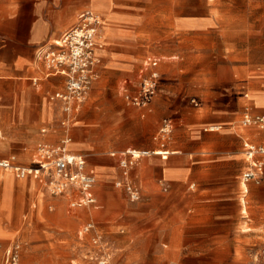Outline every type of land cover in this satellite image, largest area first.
<instances>
[{"label":"crops","instance_id":"1","mask_svg":"<svg viewBox=\"0 0 264 264\" xmlns=\"http://www.w3.org/2000/svg\"><path fill=\"white\" fill-rule=\"evenodd\" d=\"M139 1L0 0V155L9 156L6 159L16 165L34 166L38 156V146L43 143L56 144L65 135V129L59 123L62 116L59 104L49 99L50 94L64 89L65 79L61 76H48V70L39 58L38 52L49 49L54 43L59 42L65 33L78 26L83 13L93 12L104 22V47L97 50L100 60L110 63L119 61L123 71L134 68V63L131 62L135 59L134 56L115 53L114 57L106 54L104 48H111L121 41H126L127 38H133L135 41L143 38L141 31L138 30L143 13ZM178 5V1L173 0L166 17L170 35L193 33L195 30L209 32L214 26H218L222 28L221 34L224 37L231 33L232 28L235 35H237V28H241L248 30L255 37L258 35L264 37V0H249L244 10L247 14L243 19L241 17V24L237 21V25L233 26L229 22L218 23L219 21L211 14L209 0H206V16L199 18L178 17ZM106 23L107 31H105ZM127 27L133 30L129 31ZM102 62L97 68L101 79L106 66V62ZM160 62L158 58H148L145 62V70L161 74L159 72ZM233 72L237 78L236 64L233 65ZM226 93L229 95L227 101L213 106V109L208 106L209 111L216 114L214 121L210 122L209 116H203L207 123L193 121L186 125L185 132L189 136V143L180 144L172 151L166 150L169 156L164 157L165 159L156 154V151L160 149H154L157 147L155 142L158 141V135L153 138L154 142H148L147 148L151 149L128 148L121 152H111L109 155L108 151L100 152L92 141V131L76 125L78 122L86 123L88 120L83 113L92 97L90 96L77 114V120L71 128L73 141L69 149L74 154L84 156H86L85 150L90 152L98 177L91 191L92 195L95 198L98 195L100 201L103 197L101 195H105L110 199L111 205L102 216L103 219L100 220L92 215L91 210L103 211L106 208L103 201L100 207L96 205L98 201L96 198L95 205L72 208L71 203L78 200L79 195L73 193L61 196L67 203L71 217L76 218V222L77 219L82 220L81 229L86 223L94 222L96 230L111 242L113 247H116L127 263L136 261L138 255L132 246V233L130 235L119 233L121 224L118 220L123 212L122 207L130 208V206L125 204L123 193L112 188L110 182L117 175L116 169L112 168L117 167L113 164L115 158H118L119 162L121 154L127 150L150 151L153 154L142 157L135 165L140 167L138 170L139 184L145 193L153 196L159 191V181L167 182L170 207V218L157 217L153 222L154 232L159 241L155 248L154 264H176L178 261L180 264H237V250H244L245 246L238 245L239 248H237V227L228 231L224 228L229 219H237L235 167H237V162H243L246 164V171L250 167V162L246 157L244 161L241 153L237 154V131L231 125L235 121V116L232 115V104L237 105V98L231 91ZM249 93L258 96L264 93V87L254 82L250 86ZM222 94L225 95V92ZM254 99L247 98V101L256 108L264 109V104H257ZM153 108L149 112H152ZM139 109L143 110L142 115L145 116L148 109ZM201 125L209 127L220 125V128L214 126L212 129L200 130ZM225 135H233L234 142L229 144L221 142L220 139ZM240 136L244 144L264 142V131L257 127L242 131ZM85 145H89L91 149L89 150ZM13 149L17 150L15 154L12 152ZM86 159L87 167H89L87 156ZM230 166L234 167L232 176L226 175ZM166 170L171 171L168 178ZM223 171L225 174H221ZM33 178L44 183L42 179L35 176ZM231 179H233L232 182ZM253 184L257 185V192L262 194V197H259L255 203L254 218L248 214L249 202L246 201ZM246 186L243 193L245 211L242 210L241 213L245 214V218H249L247 224L251 225V228L244 232L250 233L254 237L253 240L257 241L264 237L262 234L264 232V170L259 182L252 181ZM152 199L148 202L151 208L156 205L155 196ZM151 214L155 213L151 212ZM167 218L169 219L168 224L164 223ZM63 225L65 228L74 227L69 220H65ZM2 229L5 232L3 237H5L9 231L5 227ZM192 235L194 237H191ZM78 236L80 243H84L89 238L83 235L81 230ZM166 236L168 243L164 245L162 243ZM262 247L264 245L251 248L249 255L253 250ZM166 249L171 250L174 257H167L164 254Z\"/></svg>","mask_w":264,"mask_h":264},{"label":"rangeland","instance_id":"2","mask_svg":"<svg viewBox=\"0 0 264 264\" xmlns=\"http://www.w3.org/2000/svg\"><path fill=\"white\" fill-rule=\"evenodd\" d=\"M172 1H139L143 13L138 30L141 31L143 38L138 41L127 38L126 41H121L111 48H104L106 54L111 56L115 53L134 56L135 59L131 60L134 68L123 71L119 61L110 63L103 60L104 63L106 62L104 75L94 84L90 93L92 97L83 113L88 120L86 123L78 122L76 125L92 131L93 143L100 149V152L108 151L109 155L111 152H121L128 148L151 149L147 148L148 142H154L153 138L158 135L163 121L169 119L174 123L173 132L164 148H161L160 143L156 141L157 147L154 149L172 151L180 144L189 143V136L185 132L186 125L193 121L207 123L203 116H209L210 122L214 121L216 114L209 111L208 106L213 109V106L227 101L229 95L226 92L231 91L237 98V105L232 104V115L235 116V121L231 125L237 131V154L241 153L245 161L244 140L240 135L242 131L254 129V127L243 126L244 114L246 112L253 115L264 114V109L256 108L247 101V98L256 97L254 100L257 104H264V93L258 96L249 93L250 86L254 82L264 87V37L260 35L255 37L248 30L241 28H237V35L232 28L231 33L224 37L221 34L222 28L218 26H214L209 32L195 30L193 33L170 35L166 17ZM177 1L179 3L178 17L206 16V0ZM209 1L211 14L219 21V24L229 22L233 26L237 25V21L241 24V17L243 19L247 14L244 10L249 0ZM105 29L107 31V23ZM127 29L133 30L131 27ZM175 56L178 58H174ZM148 58L161 60L159 65L161 80L158 96L154 98L150 106L154 108L152 112H149L151 108L147 107L148 111L143 116V110L129 103L125 96L127 93L137 95L142 80L150 74L145 70V62ZM234 64L237 65V78L233 72ZM98 81L100 82L94 89ZM236 82L237 89L235 90ZM222 92H225V95ZM214 126L220 128V125H211V127L201 125L200 130L212 129ZM220 141L229 144L234 142V138L233 135H225ZM85 147L91 149L89 145ZM16 151L13 149L12 152L15 154ZM84 154L88 157V170H94L90 152L85 150ZM8 157L0 155V159ZM113 164L117 166L112 167L116 169L117 175L111 180L110 185L123 193L125 204L130 206V208L127 207L128 209L126 206L122 207L123 212L118 220L121 224L119 233L122 235L132 233V246L137 251L138 257L136 261L127 263L116 247L108 241L112 246L110 249L111 263L154 264L155 248L159 241L154 232L153 222L157 217L170 218L169 185L167 182L159 181V191L150 196L139 184L138 170L140 167L134 166L131 170V179L140 189L141 197L133 202L124 188L118 186V182L122 179L118 158L114 159ZM245 165L243 162H237V167H235L237 219H229L224 229L228 231L237 227V248H239L238 245L245 246L244 250H237V264H254L249 250L264 245V237L254 241L250 233L244 232L251 228V225L247 224L249 218H245V214L241 213L242 210L245 211L243 193L246 187L243 186L242 181ZM233 169L234 167L230 166L226 175L232 176ZM2 171L0 170V264H4L6 252L14 243H19L22 247L20 264H98L95 260H89L92 259L91 256H95L90 253V239L87 238L84 243L79 241L78 232L81 230L82 220L77 219L76 222V218L71 217L63 198L53 196L45 183L35 180L33 185L31 179L33 176H29L28 180L27 178L17 179L12 171ZM170 173L171 171L166 170L167 178ZM256 188L257 185L253 184L246 198L249 202L248 214L252 218H254L255 203L259 197H262ZM101 196H103L101 201L106 208L103 211L91 210L92 215L100 220L103 219L102 216L111 205L108 197L103 194ZM154 196L156 205L151 208L148 202L153 200ZM96 198L98 199L96 205L102 206L98 195ZM55 199L58 201H54ZM65 220L71 221L74 227H63ZM164 223L168 224L169 219L167 218ZM1 226L9 231L5 237H3L5 232ZM262 234L264 235V232ZM166 243H168L167 236L162 244ZM164 254L169 258L174 257L169 249H166ZM178 262L176 264H180Z\"/></svg>","mask_w":264,"mask_h":264},{"label":"built area","instance_id":"3","mask_svg":"<svg viewBox=\"0 0 264 264\" xmlns=\"http://www.w3.org/2000/svg\"><path fill=\"white\" fill-rule=\"evenodd\" d=\"M102 26L103 20L99 16L93 12H85L81 15L78 26L65 33L61 40L49 49L38 52L39 58L48 70V76H61L65 79L64 89L49 95L52 102L59 104L62 114L59 123L65 129V135L60 142L40 144L36 163L29 168L16 165L7 159H0V169L10 170L20 179L35 176L44 180L53 196L78 194L80 198L71 203L72 208L92 206L97 201L91 192L97 181L94 170H88L86 156L72 153L69 147L73 141L72 125L99 79L97 68L101 60L97 50L102 47L97 37ZM159 81L160 74L156 71L151 72L142 80L137 95L127 93L126 100L138 108L149 107L158 93ZM242 124L247 128L257 127L264 131V115H252L246 112ZM173 129L172 121L165 119L158 134L161 148L166 146ZM151 154L153 152L138 150H127L121 154L119 165L122 179L118 182V186L124 188L133 202L138 201L141 195L139 188L131 179V170L139 159ZM244 155L250 162V167L243 173L242 181L245 184L252 181L259 182L264 170V142L261 144L246 142ZM81 233L89 237L90 253L95 254L89 256L92 258L89 260H95L98 264H112L110 252L112 246L96 230V224L86 223ZM21 251L22 247L19 243L12 244L6 252L4 264H20ZM251 257L255 264H264V247L253 250Z\"/></svg>","mask_w":264,"mask_h":264},{"label":"bare ground","instance_id":"4","mask_svg":"<svg viewBox=\"0 0 264 264\" xmlns=\"http://www.w3.org/2000/svg\"><path fill=\"white\" fill-rule=\"evenodd\" d=\"M104 23V22H103ZM97 41L99 42V44H100V46L102 47V49H103V47H104V29H103V26H102V28H101V31H100V34H99V36L97 37ZM168 151H166V150H164V149H160V150H157L156 151V154L157 155H161V156H163V157H168V153H167ZM165 159V158H164ZM25 168H29V167H25ZM8 171H10V170H8ZM94 172H95V175H96V177H97V173H96V171L94 170ZM27 177H25V178H23V179H26ZM97 180H98V177H97ZM21 183V182H20ZM32 183L34 184L35 183V180H34V178H33V180H32ZM20 185V184H19ZM243 186L244 187H246L247 188V186H246V184L245 183H243ZM247 191V190H246ZM98 207V206H97Z\"/></svg>","mask_w":264,"mask_h":264}]
</instances>
